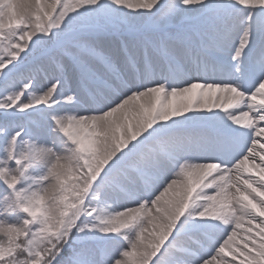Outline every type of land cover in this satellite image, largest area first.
Segmentation results:
<instances>
[{
    "label": "snow or ice",
    "instance_id": "obj_1",
    "mask_svg": "<svg viewBox=\"0 0 264 264\" xmlns=\"http://www.w3.org/2000/svg\"><path fill=\"white\" fill-rule=\"evenodd\" d=\"M0 264H264V0H0Z\"/></svg>",
    "mask_w": 264,
    "mask_h": 264
}]
</instances>
